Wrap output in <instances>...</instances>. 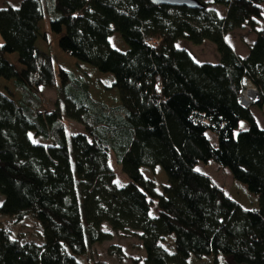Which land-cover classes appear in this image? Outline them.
<instances>
[{"label":"trees","instance_id":"trees-1","mask_svg":"<svg viewBox=\"0 0 264 264\" xmlns=\"http://www.w3.org/2000/svg\"><path fill=\"white\" fill-rule=\"evenodd\" d=\"M200 1L203 9L53 0L45 34L41 0L0 8V78L22 95L16 101L0 89V216L33 218L44 241L25 243L0 227V264H85L112 232L141 242L146 256L133 264H187L191 257L264 264V127L241 103L249 83L264 112V0ZM245 26L256 39L241 57L226 36ZM115 34L127 50L112 46ZM51 35L68 56L114 76L118 106L95 100L84 81L56 69ZM181 39L211 41L219 61L199 62L177 46ZM43 87L59 93L52 111L36 109ZM65 117L84 131L69 136ZM242 122L248 128L236 133ZM32 133L53 143H35ZM112 155L130 180L124 186L115 183ZM210 162L258 196V208H242L198 170ZM158 167L168 180L162 193L142 172ZM169 236L174 253L161 245ZM108 253L124 259L120 245Z\"/></svg>","mask_w":264,"mask_h":264},{"label":"rangeland","instance_id":"rangeland-1","mask_svg":"<svg viewBox=\"0 0 264 264\" xmlns=\"http://www.w3.org/2000/svg\"><path fill=\"white\" fill-rule=\"evenodd\" d=\"M22 0H0V8L9 6L11 4L18 5ZM43 10L45 13V20L42 22L41 33L45 34L49 31L50 19L55 15L53 11V0H41ZM208 1V0H206ZM220 14H223L224 9L222 7H215ZM260 27V26H259ZM227 42L232 45L234 50L241 54L246 47H249L251 43L256 39V34L250 27L245 26L242 29H238L229 32L226 36ZM2 39L0 37V43ZM112 46L119 50L125 51L128 49L125 42L122 40L119 34H115L111 38ZM38 45L45 51L49 52L47 44L43 38H40ZM50 45L52 46L53 55L55 57L56 69H63L72 73L76 78L84 81L92 94V97L106 104L108 107H116L120 104L119 93L117 89L113 88L114 76L112 74H105L99 72L97 69L76 60L73 57L68 56L58 46V36L51 35ZM177 46L188 50L199 62L217 63L219 61V53L217 47L211 41H205L201 45H196L187 40L181 39L178 41ZM6 80L0 78V89L9 93L16 101L22 99L21 92L18 91L12 82H5ZM248 89H252L256 92V95L249 100L253 101L250 105L256 120L260 127H264V112L261 111L255 103L259 99L258 91L249 83L244 89L241 98L244 97V92ZM40 103L37 106V111L48 112L54 109V104L58 100L59 93L57 89L53 88H41L39 93ZM64 123L66 125V131L68 135H74L84 131V127L75 122L74 120L65 117ZM248 124L242 122L236 133L246 130ZM212 135V134H211ZM213 140L216 141L212 135ZM31 138L35 143L51 145L53 140H47L42 137H37L35 134H31ZM111 164L116 173L115 183L118 186H124L129 183V178L122 172L120 165L117 163L114 155L111 156ZM198 170L208 176H210L214 182L222 187L226 194L238 203L242 208L246 210L256 209L259 206L258 196L251 194L248 188L241 182L232 178L230 172L227 169H220L215 163L210 162L207 165L200 164ZM145 177L153 180L156 184L157 191L163 192V188L167 185V176L161 167L156 168L154 172L147 168L142 169ZM4 198L0 195V205L3 203ZM154 213V210H152ZM0 227H6L10 230L13 237L21 239L23 242L38 243L43 245L42 228L31 217H27L23 222L16 223L15 220L7 216H0ZM105 229L112 232L106 225ZM112 240L102 244H97L91 247L90 252L84 257L85 264H133L135 259H143L146 256L145 250L141 245V242L136 238H125L117 233L112 232ZM120 245L123 248L124 259H120L118 256H111L108 253V248L111 245ZM162 247L169 253L175 252L174 237H167L162 243ZM142 263V262H141ZM140 263V264H141ZM187 264H214L212 257H206L201 260H197L191 257Z\"/></svg>","mask_w":264,"mask_h":264},{"label":"water","instance_id":"water-1","mask_svg":"<svg viewBox=\"0 0 264 264\" xmlns=\"http://www.w3.org/2000/svg\"><path fill=\"white\" fill-rule=\"evenodd\" d=\"M156 5L186 7L189 9H203L205 6L200 0H151Z\"/></svg>","mask_w":264,"mask_h":264},{"label":"crops","instance_id":"crops-1","mask_svg":"<svg viewBox=\"0 0 264 264\" xmlns=\"http://www.w3.org/2000/svg\"><path fill=\"white\" fill-rule=\"evenodd\" d=\"M23 1V0H22ZM21 1V2H22ZM21 2H19L18 3V5L21 3ZM11 5H13V6H17V5H15V4H11ZM259 29H262V30H264V8H263V18L259 21ZM229 43V42H228ZM252 44V43H251ZM231 45V44H230ZM231 47H232V45H231ZM233 48V47H232ZM234 49V48H233ZM235 51V50H234ZM248 51H249V47H246V49L241 53V54H238L236 51V53L239 55V56H241V57H245L247 54H248Z\"/></svg>","mask_w":264,"mask_h":264},{"label":"bare ground","instance_id":"bare-ground-1","mask_svg":"<svg viewBox=\"0 0 264 264\" xmlns=\"http://www.w3.org/2000/svg\"><path fill=\"white\" fill-rule=\"evenodd\" d=\"M256 95V92L252 89H248L244 92V98L245 100H248L250 97L253 98Z\"/></svg>","mask_w":264,"mask_h":264},{"label":"built area","instance_id":"built-area-1","mask_svg":"<svg viewBox=\"0 0 264 264\" xmlns=\"http://www.w3.org/2000/svg\"><path fill=\"white\" fill-rule=\"evenodd\" d=\"M241 103H242V105L244 106V107H247V108H249L250 107V105L253 103V101H251V100H245V98L243 97V98H241Z\"/></svg>","mask_w":264,"mask_h":264}]
</instances>
